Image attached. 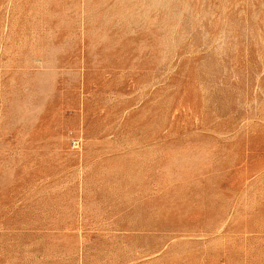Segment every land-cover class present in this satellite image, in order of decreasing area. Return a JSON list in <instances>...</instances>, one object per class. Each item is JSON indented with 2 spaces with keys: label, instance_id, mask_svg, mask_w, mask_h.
I'll return each mask as SVG.
<instances>
[{
  "label": "rangeland",
  "instance_id": "rangeland-1",
  "mask_svg": "<svg viewBox=\"0 0 264 264\" xmlns=\"http://www.w3.org/2000/svg\"><path fill=\"white\" fill-rule=\"evenodd\" d=\"M0 264H264V0H0Z\"/></svg>",
  "mask_w": 264,
  "mask_h": 264
}]
</instances>
